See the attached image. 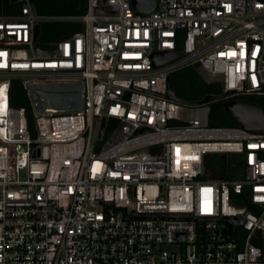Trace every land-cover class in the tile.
Instances as JSON below:
<instances>
[{
  "label": "built area",
  "instance_id": "built-area-1",
  "mask_svg": "<svg viewBox=\"0 0 264 264\" xmlns=\"http://www.w3.org/2000/svg\"><path fill=\"white\" fill-rule=\"evenodd\" d=\"M133 1L0 15V264H264V130L210 126L208 104L167 98L170 75L194 67L222 100L264 99V0H155L146 14ZM52 24L78 27L39 47ZM29 83H82V107L36 113ZM212 155L242 165L214 178Z\"/></svg>",
  "mask_w": 264,
  "mask_h": 264
},
{
  "label": "trees",
  "instance_id": "trees-1",
  "mask_svg": "<svg viewBox=\"0 0 264 264\" xmlns=\"http://www.w3.org/2000/svg\"><path fill=\"white\" fill-rule=\"evenodd\" d=\"M34 11L41 15H82L85 12L86 0H29ZM15 7L9 0H0V15H10ZM78 26L68 24H52L41 29V40L38 46L41 47L46 43H54L60 38L76 30ZM10 102L13 107H23L26 112L28 125H33L32 110L26 96V92L21 87V81L15 80L11 84ZM168 88L174 93L177 100L186 104L195 105L207 95H221L222 88L218 83L207 82L205 77L197 68L187 67L172 73L169 77ZM241 102L254 103L259 105L264 111V99L257 97H242L230 99ZM226 100H216L208 103L210 108L208 123L210 126H239V124L228 116L222 103ZM219 165L211 166L214 178L219 177L221 172L230 169L239 170L242 165V158L237 156L228 157L226 164L223 159L217 155ZM231 178H236L233 174Z\"/></svg>",
  "mask_w": 264,
  "mask_h": 264
},
{
  "label": "water",
  "instance_id": "water-1",
  "mask_svg": "<svg viewBox=\"0 0 264 264\" xmlns=\"http://www.w3.org/2000/svg\"><path fill=\"white\" fill-rule=\"evenodd\" d=\"M21 0H10L11 3H16ZM155 0H134L133 8L139 13H149L154 6ZM38 27H35V36L37 35ZM56 48L52 47L48 50H40L36 48V53L39 55H51L55 53ZM178 57V54L172 53H157L153 59L155 64L159 65ZM26 90L30 93L31 101L36 113H43L45 109H53L61 112L79 110L82 107V83H67V84H35L29 83ZM230 93L221 95H207L199 103L208 104L210 102L223 99L229 96ZM167 98L176 101L174 93L168 88ZM225 113L233 118L242 129L249 131L264 130V112L262 108L254 103L241 101L226 100L222 103ZM105 119L103 120L104 125ZM225 160V157L222 156ZM229 222L228 233L231 234L232 226L239 221L236 219H227Z\"/></svg>",
  "mask_w": 264,
  "mask_h": 264
},
{
  "label": "rangeland",
  "instance_id": "rangeland-1",
  "mask_svg": "<svg viewBox=\"0 0 264 264\" xmlns=\"http://www.w3.org/2000/svg\"><path fill=\"white\" fill-rule=\"evenodd\" d=\"M198 71L205 77L206 81L212 82L215 80L214 78L210 77L203 69L198 68ZM209 158H210L209 159L210 163L208 165L215 166L220 164V161L216 157H209Z\"/></svg>",
  "mask_w": 264,
  "mask_h": 264
}]
</instances>
